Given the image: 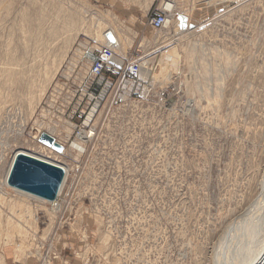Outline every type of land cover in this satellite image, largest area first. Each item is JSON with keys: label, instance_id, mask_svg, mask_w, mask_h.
I'll list each match as a JSON object with an SVG mask.
<instances>
[{"label": "rangeland", "instance_id": "374dc122", "mask_svg": "<svg viewBox=\"0 0 264 264\" xmlns=\"http://www.w3.org/2000/svg\"><path fill=\"white\" fill-rule=\"evenodd\" d=\"M116 1L139 19L111 0H0V186L18 151L69 170L56 214L3 190L0 264H248L264 241V0H166L189 24L161 31L164 0ZM75 16L120 30L126 55L113 51L147 65L143 97L153 86L104 102L77 157L75 138L52 155L34 136L74 44L96 43Z\"/></svg>", "mask_w": 264, "mask_h": 264}, {"label": "built area", "instance_id": "2783aa9c", "mask_svg": "<svg viewBox=\"0 0 264 264\" xmlns=\"http://www.w3.org/2000/svg\"><path fill=\"white\" fill-rule=\"evenodd\" d=\"M166 21L164 11H156L149 18V26L154 31H161ZM98 45L83 39L74 44L46 107L40 111V117L44 120L47 117L50 126L70 128L69 141L77 135L82 134V138L86 136L83 147L94 136L93 125L88 126L104 102L120 101V105L128 108L140 103L139 100L144 97V101L152 97V85L150 88L144 87L147 89L144 97L140 90L143 88L141 84H147L144 82L147 79L141 78L140 56L123 60L105 44L96 49ZM71 103L76 107L73 115L81 118L79 126L71 121V117L65 116Z\"/></svg>", "mask_w": 264, "mask_h": 264}, {"label": "bare ground", "instance_id": "6f19581e", "mask_svg": "<svg viewBox=\"0 0 264 264\" xmlns=\"http://www.w3.org/2000/svg\"><path fill=\"white\" fill-rule=\"evenodd\" d=\"M176 8H177V3H175L174 1H163L162 2V9L167 13V21L165 23L164 29H167V28L171 27L173 24H174L173 25L174 26L173 29H181L182 27H187L188 26L189 17L187 15H185V14H180V15H182L181 17L186 21V24H185V26L180 25L179 20L177 19L178 14L175 13ZM173 19H175V20L173 21ZM71 21H73V22L74 21H76V22L77 21H81L80 22V24H82V28L80 27L81 28V30H80L81 33L86 34L89 37L93 38V40L96 42V44H101V45L105 44L107 47H109L112 50H115V48H117L116 46L118 45L119 46L118 49L121 52V55H124V56L126 55L125 50L122 47L123 43L121 42V39H120V37L122 35V32L120 30H118L116 32L113 29L106 30V29H104L101 26V23H98L95 27H91V25L89 24V26L87 28L88 31H87V30H83L84 25H83V19L82 18H80L78 16H75V17H72ZM40 26H41V24H40ZM37 29H40V27L38 26ZM106 33H110L112 35V39H113L112 44L107 40V38L105 36ZM64 40L65 41L63 42V44H64V46H66L68 44V42H69V38L66 37ZM123 42H125V41H123ZM115 63H117V62H115ZM140 72H141V78L142 79H146L148 74H149V69H148L147 65L145 67L141 66V71ZM153 78L155 79V77H153ZM11 79H15V78L12 77ZM15 82H16L17 85H21L22 84V80L21 79H18ZM47 119L48 118L46 117L45 121H47ZM35 122L37 123V122H39V120H35ZM39 125H40V122H39ZM36 126H38V124H36ZM69 129L70 128H68V127H62V128L57 127L56 128L54 126H50L48 123L46 124V123L42 122V125H40V128L37 131L34 132V136L38 139L41 134L45 133L48 136H50L54 140V142L57 143L58 145H60L63 149H62L61 153H58V152L54 151L51 147H47V146H45L43 144L42 145L45 146V147L39 146L38 144H37L38 146L37 145L36 146L41 150V152H44V153L46 152V153L52 154V155H56V154L65 155V153L67 152L68 149L66 150V148L64 147L62 142L63 141H69L68 140V137L70 136V130ZM85 138H86V136H85ZM85 138H82V134H81V135H77V137L74 139V142L72 143V147H71L72 149L70 151L72 152L73 155H75V157L79 156V153H80L81 149L83 150V145H84V143L86 141V140H83V139H85ZM36 143H34V144H36ZM50 151H54V152L51 153ZM18 154L29 156V157H32L34 159L43 161L45 163L57 166V165H55V164H53V163H51V162H49V161H47L45 159H42V158L39 159L36 156H34L33 154H31V153H27L25 151L15 152L13 154L12 158H11V161L9 163L7 172L5 173L4 179H3L2 184L0 186V197H4L5 196V192L3 190L6 188V189L11 190L16 195V198L13 199L14 206H18L20 209L23 208V212L24 213L27 214L29 212V210L32 209V206L34 204L32 202H37V203H39L41 205H44V204L47 203L48 205H50L48 212H50L51 214H56L59 211V208H58L59 206L58 207L56 206L58 204L57 199H58V197H59V195L61 193V190H63V186L65 184L66 178L68 177L69 170L67 168H63V167L57 166L58 168L62 169V171L64 173L63 174V179H62V182H61L60 187L58 189L57 196H56L55 200L51 201V202L50 201H46L44 199L35 197V196H33L31 194H28V193H25L23 191H19V190L15 189V188H13V187H11V186H9L7 184V179H8L11 167L13 165L15 156L18 155ZM34 209H35V207H34ZM46 210H48V209H46ZM17 211H18V209H17ZM7 219H8V217H7ZM12 223H14V222H12ZM16 225H19V223H17ZM11 227H13L12 224H11ZM18 227H21V225L18 226ZM250 231L251 230H249L248 232L246 231V234H245L244 231L243 232H244V234L246 236L247 233H249ZM19 234H20V232H19ZM250 234H251V232H250ZM250 236H252V235H250ZM246 237H249V234ZM255 253H257V254H255V258L250 259L249 261H247L248 264H259L262 260H264V241L259 246V248L256 249Z\"/></svg>", "mask_w": 264, "mask_h": 264}, {"label": "water", "instance_id": "95a60500", "mask_svg": "<svg viewBox=\"0 0 264 264\" xmlns=\"http://www.w3.org/2000/svg\"><path fill=\"white\" fill-rule=\"evenodd\" d=\"M181 16L178 14L177 19L180 25L185 26L186 21ZM105 36L112 44V35L106 33ZM38 142L47 147H51L58 153L62 152L63 148L45 133L40 135ZM63 174L62 169L57 166L18 154L15 156L7 184L19 191L51 202L57 196Z\"/></svg>", "mask_w": 264, "mask_h": 264}, {"label": "crops", "instance_id": "0c3cea01", "mask_svg": "<svg viewBox=\"0 0 264 264\" xmlns=\"http://www.w3.org/2000/svg\"><path fill=\"white\" fill-rule=\"evenodd\" d=\"M115 3H114V2ZM158 0H153V2H151V4H156V2H157ZM164 1H166V0H164ZM163 2V1H162ZM161 2V3H162ZM111 3H112V5L114 6H111L112 7V9H113V11H115L116 12V14L117 15H119L120 17H121V19H129V20H135V19H139V17H138V15L135 13V12H127L123 7H122V5H120V4H118V2L116 1V0H111ZM177 7H178V5H177ZM54 260L56 259L55 257L53 258ZM36 261L35 260H30V262H25L24 264H37V263H35ZM62 264H66V262H64L63 261V263Z\"/></svg>", "mask_w": 264, "mask_h": 264}]
</instances>
